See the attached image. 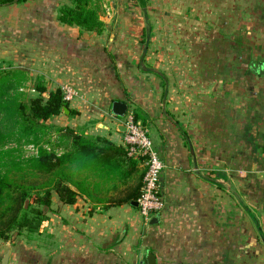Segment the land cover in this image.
Segmentation results:
<instances>
[{
  "label": "crops",
  "instance_id": "crops-1",
  "mask_svg": "<svg viewBox=\"0 0 264 264\" xmlns=\"http://www.w3.org/2000/svg\"><path fill=\"white\" fill-rule=\"evenodd\" d=\"M72 1L0 2V67L74 86L69 125L118 148L121 167H70L77 201L57 196L9 264H146L148 251L158 264H264V0H102L101 32L59 19ZM116 100L165 163L155 224L133 204L145 165L124 154Z\"/></svg>",
  "mask_w": 264,
  "mask_h": 264
},
{
  "label": "trees",
  "instance_id": "trees-1",
  "mask_svg": "<svg viewBox=\"0 0 264 264\" xmlns=\"http://www.w3.org/2000/svg\"><path fill=\"white\" fill-rule=\"evenodd\" d=\"M11 1L0 0L1 3ZM101 1L73 0L61 8L59 19L101 32L104 26L99 18ZM28 74L25 68L0 71V241L9 240L14 232H38L49 219L54 192L63 204L77 201L78 192L72 186L80 187V183L70 167L76 165L75 169L79 170L85 165L100 163L113 170L121 167L109 152L118 148L108 140L90 139L69 124H48L65 108L69 110L68 116L76 112L64 99L61 87L48 90L41 82L34 87L37 94L29 96L25 90ZM53 134H57L55 139ZM28 145L36 152L26 154L24 147ZM124 154L132 159L127 150ZM54 174L57 178L50 181L52 184L43 185L32 179ZM139 193L140 190L133 197L137 199Z\"/></svg>",
  "mask_w": 264,
  "mask_h": 264
},
{
  "label": "built area",
  "instance_id": "built-area-1",
  "mask_svg": "<svg viewBox=\"0 0 264 264\" xmlns=\"http://www.w3.org/2000/svg\"><path fill=\"white\" fill-rule=\"evenodd\" d=\"M62 90L64 99L70 103L78 97V91L70 84L63 86ZM123 125V139L128 156L142 159L145 165V174L136 201L141 215L149 221L165 207L160 184L165 163L154 146L147 126L136 118L132 110L126 112Z\"/></svg>",
  "mask_w": 264,
  "mask_h": 264
},
{
  "label": "rangeland",
  "instance_id": "rangeland-1",
  "mask_svg": "<svg viewBox=\"0 0 264 264\" xmlns=\"http://www.w3.org/2000/svg\"><path fill=\"white\" fill-rule=\"evenodd\" d=\"M14 68H25V67L11 66V65L10 66H6V67L1 66L0 67V71H2V70H11V69H14ZM39 69L40 70H46V69H41V68H39ZM31 70H33V72ZM31 70L28 69V72H29V74H28L29 77L28 78L29 79H28V82H27V86L25 88V90H26V92L28 93L29 96H35L37 94V92L35 91L34 87L37 84L41 83V82H44L47 85L48 90H53V89H55L57 87H61L63 89V86L68 85V82H65V83L64 82H60V81L58 82L56 79H54L51 70L42 71V73L35 72V71H37L35 68H31ZM68 115H69V112L67 113V112L64 111L59 116H56V117L50 119L47 123L48 124H52L54 126H60V125L61 126H65V125L69 124L71 122V119H72V116H68ZM56 136H57V134H53L52 138L55 139ZM24 151H25L26 154H33V153L36 152L35 148L32 145L25 146L24 147ZM56 178H57V175L54 174V175H52L50 177L49 176L44 177L42 175H39V176H36L35 178H32V179L36 180L35 182H37L39 184L45 185V184L51 183L50 181H53ZM56 197H57V194L54 192L53 201L56 199ZM51 211H52V207H51ZM51 211L48 213L49 219L44 222V224L46 223V225L50 222L51 214H52ZM36 233L37 232L29 233L27 231H22L20 233L14 232L9 240H6V241L1 240L0 241V263H1V259H2L3 255L8 250H11V253L12 252H16L17 254H19L20 252L25 251L24 244H26V242L28 243V241L30 239L34 240L33 238L36 237ZM20 258H21V256L17 255L14 264H21V262H20L21 259Z\"/></svg>",
  "mask_w": 264,
  "mask_h": 264
},
{
  "label": "water",
  "instance_id": "water-1",
  "mask_svg": "<svg viewBox=\"0 0 264 264\" xmlns=\"http://www.w3.org/2000/svg\"><path fill=\"white\" fill-rule=\"evenodd\" d=\"M260 73H264V67H263V69L260 70ZM127 108H128L127 103L119 101V100L114 101L113 104H112V112H113V114L116 115V116H119V117H124L125 116V114L127 112ZM64 111L67 112V113L69 112V110L67 108H65ZM191 149H192V152H193V148L192 147H191ZM133 204L135 206H138V202L137 201H134ZM159 220H160V214H157L155 217H153L151 219V223L152 224L158 223ZM10 253H11L10 250H8L3 255L0 264H9ZM146 264H158L155 254L153 252H151V251L147 252Z\"/></svg>",
  "mask_w": 264,
  "mask_h": 264
}]
</instances>
